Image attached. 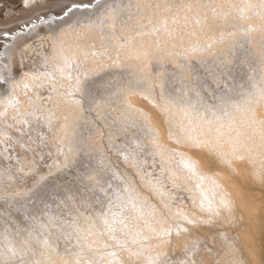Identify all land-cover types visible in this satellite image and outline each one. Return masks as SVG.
Returning a JSON list of instances; mask_svg holds the SVG:
<instances>
[{
    "label": "rangeland",
    "instance_id": "rangeland-1",
    "mask_svg": "<svg viewBox=\"0 0 264 264\" xmlns=\"http://www.w3.org/2000/svg\"><path fill=\"white\" fill-rule=\"evenodd\" d=\"M85 3L72 2L67 7ZM107 3L112 5L109 15L114 18L111 24L104 22L88 28L80 23L69 29L67 34L56 38V44H53V47L70 53L74 60L84 61L83 67L91 70L85 83V95L80 96L83 103H63V95L68 94L64 82H59V85L56 81L52 87L39 83L35 86L31 82L33 86L29 85V71L28 75L25 73L28 79L24 77L28 63L42 48L37 38L45 33H35V30L44 27L50 20L23 24L11 34L13 41L6 42L2 47V50L11 48L9 53L0 54V58L7 60L2 67L18 69L11 75L16 78L13 93L8 78L3 80L5 85L1 90L3 88L6 92L2 90L3 96L12 98L15 90L21 87L11 102L7 103L9 96L0 99L2 264L18 261L14 256L17 253L11 247L9 249L12 243H16L15 247H24L22 254L27 253L24 256L26 259L35 251L37 259L33 257L34 254L29 257L34 258L35 262L41 259L39 262L42 264H49L47 258H52L46 255L49 252L50 255L58 254L63 258L64 253L71 254L74 257L72 264H96L97 261V264H120L127 255H132L131 260L137 263V244L138 247L140 243V246L142 243L148 246L158 236L159 239H168L171 245L169 247L167 243V247L172 252L176 250L178 255L182 252L178 250L184 247L187 249H183V252H193L194 247L197 252L194 250L196 253H190L191 256L181 253L189 258L187 261L182 255V261L175 257V252L172 254L167 248L160 249L162 252H156H160L157 258L154 254L150 257L156 262L149 258L151 261L148 259L147 264H183L186 261L188 264H206L207 261L209 264H220L218 261L228 264L216 255L213 238L207 239L211 240V246L207 240H199L195 228L187 223L194 219L188 217L189 206L187 204L184 207L186 196L185 199L181 198V194H195L194 188H198L197 182L194 185L193 181L197 170L192 169L184 161L185 158L174 155V152H171L172 155L163 147L148 109L133 102L132 98L144 100L161 117H165L179 133V137L177 134L173 137L179 142L204 149L223 164L229 158L231 161L253 162L255 155L264 152V0H108ZM64 11L60 15L48 12L46 17L53 13L54 18H58ZM21 36L24 37L15 41ZM34 43H38V46ZM19 82L24 85L19 84L16 88ZM25 84L35 87L37 93L39 89H44L39 92L38 98L37 93L33 95V88H28L33 92V103H29L31 98L25 95L31 92H25L24 89L28 87ZM9 92L12 95L7 94ZM17 96L19 99L23 97V101L16 103ZM10 108L13 109L12 113L8 112ZM27 115L32 119L31 123ZM183 177H187L185 183L181 182ZM186 182L189 184L186 185ZM178 186L179 189L176 188ZM181 187L189 188L190 191L192 189L193 192L188 193V190L185 193ZM201 198V202L206 204L208 197L202 195ZM165 202H169L168 205ZM173 218L178 219L171 231V222H176ZM167 221L170 223L167 224ZM183 222L194 230L188 232L189 227H185ZM165 223L166 226H163ZM219 224H225L221 226L222 230L227 226L229 229L224 232L216 228L217 234L224 232L227 235L231 230L235 231L234 227H229L232 224ZM178 225L182 230L185 227L186 231H178ZM164 228L175 234L167 232V235L168 230ZM213 232L216 234V230ZM177 234L181 236L182 242L178 240ZM190 234L193 243L187 242L190 238L187 235ZM168 236H173L175 241L169 240ZM176 240L179 241L177 246L174 245ZM183 240L192 244L193 248L184 245ZM49 243L52 247L48 246ZM46 245L49 247L47 250ZM64 245L67 250L69 246L70 251ZM117 247L125 254L127 251L130 253L119 254ZM26 248L27 252L24 250ZM226 248L233 250L235 247L228 244ZM71 249L75 250L74 254ZM166 250L168 252H163ZM234 250L237 251V248ZM40 251L45 255H40ZM198 255H201L200 261L198 259L201 263H196L192 257ZM63 258L60 260L68 264ZM88 259H91L88 261L91 263L86 261Z\"/></svg>",
    "mask_w": 264,
    "mask_h": 264
},
{
    "label": "bare ground",
    "instance_id": "bare-ground-1",
    "mask_svg": "<svg viewBox=\"0 0 264 264\" xmlns=\"http://www.w3.org/2000/svg\"><path fill=\"white\" fill-rule=\"evenodd\" d=\"M87 2L85 3L86 5H89L88 7H80V8H76V9H73L70 13H68V15H61L59 16L61 12L64 11V9L69 6L72 2ZM108 0H99V3H97V0L96 1H93V0H28V3H27V6L25 4V0H0V54H5V53H9L11 48H8L6 50H2V47L3 45L10 41L12 42L13 39L10 37L11 34H14L13 32L18 30L17 28L20 27L23 25V24H29L31 22H34V21H38V20H50V22H48L47 24H45L44 27H41V28H38L37 30H35L36 32L35 33H40L43 31V33H45V35L41 34L42 36H38L39 38V43H41L42 45H39L41 46L40 48V51L37 52V54L33 53V55L35 54V57H33L29 62L26 61L28 63V70H26L25 73H27V71H29V73H27V75L29 74L30 75V78L31 81L29 83L32 84L31 82H33V84L36 86L37 83L39 84H42V85H49L50 87H52L53 84H55L54 82H61V83H65L66 87V91L68 92V94H64L63 95V100H65L63 103H83L82 102V99L80 98L81 95H85V83L88 79V76H89V73L91 70H87L86 67H83V63L84 61L82 60H74L72 57H71V54L66 52L65 50H62V49H58L56 48V46L53 47V44L55 45L56 44V40L58 38H60V36L64 35V34H67L68 30L73 28V27H76L78 24L82 23V24H85L88 28H92L94 26H99L101 25L102 23L104 22H107L108 24H111L113 21V18L114 16L112 15H109L110 14V11H111V8H112V5L110 3H107ZM118 2V1H117ZM84 4V5H85ZM48 12H53V13H57L59 14L58 15V18H54V15L53 13H51V15L49 14L48 17L47 14ZM108 19H106V16H108ZM30 20V21H29ZM28 21V22H27ZM71 21V24L69 25L68 22ZM25 22V23H24ZM25 27V26H24ZM26 28V27H25ZM7 33H9V36L7 35ZM34 33V32H33ZM34 33V34H35ZM6 34V36H5ZM32 33L28 34V36H30ZM22 37L24 36H21L19 37L18 39H16L15 41H19ZM57 38V39H56ZM35 41V40H33ZM38 41V40H37ZM36 44V43H34ZM38 44V43H37ZM36 44V46H38ZM35 46V47H36ZM39 48V47H38ZM37 50V49H36ZM35 51V49H34ZM38 51V50H37ZM7 60H4L3 58H0V90H1V87H3L5 84L3 83V80L4 79H7L9 80L10 82V89L12 90V93L14 92L13 90V86L14 83L16 82L14 77H11V75L13 76V71H15L14 73H16V69L13 70V68L11 66H9L8 68H3L2 65L6 62ZM26 64V63H24ZM27 65V64H26ZM88 65V64H87ZM20 66H23L20 65ZM25 66V65H24ZM19 68V67H18ZM22 68V67H20ZM25 68H27L25 66ZM18 70V69H17ZM22 72V73H23ZM21 73V72H20ZM19 74V73H18ZM27 75L25 74L24 77L25 79L27 80L28 77ZM16 76V74H15ZM18 76V75H17ZM21 77V76H19ZM57 77V79H56ZM10 78L12 79V81H10ZM18 78V77H17ZM22 78V77H21ZM20 79V78H19ZM24 79V80H25ZM19 81V80H18ZM27 82V81H25ZM35 82V83H34ZM59 83V85L61 84ZM22 85L23 83H16V88L18 87V85ZM32 84V85H33ZM37 84V85H39ZM24 85V84H23ZM26 85V84H25ZM33 85V86H34ZM28 86V85H26ZM25 86V88H26ZM7 87V86H6ZM13 87V88H12ZM37 87H41V86H37ZM36 87V88H37ZM20 88V89H19ZM18 89L21 91V87H19ZM28 88H33V87H27L25 92L27 91H31L30 89L28 90ZM42 88V87H41ZM45 88V87H43ZM15 89V88H14ZM17 90H15V92L17 93ZM3 90V88H2ZM1 90V91H2ZM8 89V91H11ZM22 90H23V86H22ZM33 91L35 90V87L32 89ZM40 91L42 89H39ZM46 90V89H45ZM0 91V99L1 98H5L9 95H4L3 96V91L5 92V90H3L2 92ZM39 91V92H40ZM44 91V89L42 90ZM24 92V94H25ZM39 92L37 93V89L36 91H34V94L35 95L37 93L38 95V98L40 97L39 96ZM6 93V92H5ZM4 93V94H5ZM11 92L7 93V94H11ZM16 93L14 95H12V98L13 96H16ZM33 93L32 91L25 95H27L28 99H26L25 101L30 103H33L34 101V96H32ZM18 94V93H17ZM20 94V93H19ZM22 94V93H21ZM24 94H22V96H25ZM31 94V95H30ZM36 95V96H37ZM20 96V95H19ZM17 96V98L19 97ZM21 96V97H22ZM32 96V97H31ZM26 97V98H27ZM10 96H9V100L7 101V103L11 102V99ZM23 98V97H22ZM18 98L17 101H15L16 103H20L22 100ZM25 98V97H24ZM36 98V97H35ZM37 98V99H38ZM15 99V98H14ZM13 99V101H14ZM33 99V101H32ZM2 100V99H1ZM0 100V101H1ZM23 101V100H22ZM132 101L143 106L144 108L148 109V112H149V115H150V118L154 124V126L156 127L158 133H159V137L161 138V142H162V145L163 147H166V150L168 149L169 150V153L171 152H174V155H178L179 157L181 158H185L184 161L193 169H196L197 170V174H195V180H191L194 182V185H195V181L197 182L196 183V186L198 189H195L194 188V191H195V194L192 195L191 194H184L180 197L181 198H184L186 196V204H184V207H186L185 205L188 204L189 206V209H188V217L189 216H192V218L194 220L192 221H189L187 223L191 224V226H193L197 232V235H199V240L202 238V239H212L213 238V242L215 244V249L217 250V253L216 255L218 254L219 255V258L222 259V262H228V264H240V262H244L243 264H264V152L263 154H260V155H255L253 158V162H250L249 160H233L231 161V159L229 158L227 161L226 164H223L221 163V161H219L217 158H215L214 156H212L209 152H207L206 150L204 149H199V148H194V147H191L189 146L188 144H184V143H181L179 142V140H176L174 139L173 137H176V134L178 135L179 133L176 131V129L174 128L173 125H171V123L167 122V120L165 119V117H161V115L153 110L152 108H150L146 102L144 100H141L139 99L138 97H133L132 98ZM14 102V103H15ZM13 103V102H12ZM25 103V102H23ZM35 103V102H34ZM14 106H12L13 108ZM12 108H10L11 110H8V112L10 111L12 113ZM16 109V108H14ZM19 113V112H18ZM26 114V113H25ZM28 114V113H27ZM16 116V115H15ZM20 117V113L18 115ZM25 116V115H24ZM22 117V116H21ZM26 117V116H25ZM17 118V117H16ZM27 118L29 119L28 115H27ZM26 118V119H27ZM32 120L31 118L29 119V121ZM28 121V122H29ZM6 122V121H5ZM20 123V120L18 121ZM22 122V121H21ZM27 122V121H25ZM24 122V123H25ZM27 122V123H28ZM31 123V121L29 122ZM35 123V122H34ZM38 123V122H37ZM18 125V124H17ZM22 125V123L20 124ZM25 125V124H24ZM30 125V124H29ZM34 126V125H33ZM32 126V127H33ZM37 126V124L35 125ZM13 127V126H12ZM16 127V126H15ZM24 127V126H23ZM22 130V128H21ZM24 131V130H22ZM177 132V133H176ZM12 133V132H11ZM179 137V135L177 136ZM29 142V141H27ZM21 143V142H20ZM12 144V143H11ZM13 145V144H12ZM11 146V145H10ZM14 147V145H13ZM8 148V147H6ZM167 152V151H165ZM176 153V154H175ZM173 155V153H171ZM166 157V156H165ZM176 157V156H175ZM168 158V157H167ZM167 158H165V160H167ZM174 158V157H173ZM180 158V159H181ZM176 159H179L178 157ZM168 161V160H167ZM174 161V160H172ZM182 161V160H181ZM169 162V161H168ZM183 162V166L185 165ZM167 162H165L166 164ZM171 163V161L169 162ZM168 163V164H169ZM173 163V162H172ZM178 163V162H177ZM180 163V162H179ZM178 163V164H179ZM176 164V163H175ZM177 164V165H178ZM172 165V164H170ZM187 165V167H188ZM169 166V165H168ZM167 166V167H168ZM179 166V165H178ZM181 166V165H180ZM176 167V165H175ZM182 167V166H181ZM186 167V166H185ZM189 167V168H190ZM177 168V167H176ZM190 168V169H191ZM168 168H165V170H167ZM171 169V168H170ZM174 169V168H173ZM172 169V170H173ZM181 169V168H180ZM179 169V171H180ZM191 169V170H192ZM176 170V169H175ZM185 170V169H184ZM196 170H194L196 172ZM174 171V170H173ZM178 171V170H176ZM170 172V171H169ZM190 172V171H189ZM173 173V172H172ZM175 173V172H174ZM173 173V174H174ZM180 173V172H179ZM184 173V172H183ZM194 173V172H193ZM167 174H168V171H167ZM177 174V173H175ZM174 174V175H175ZM181 174V173H180ZM25 175V174H24ZM119 175V174H118ZM184 175V174H183ZM186 175V174H185ZM188 175V174H187ZM191 175V174H190ZM121 176V175H120ZM178 176V175H176ZM191 177V176H190ZM177 178V177H176ZM180 178V177H179ZM187 177H185L186 179ZM181 179V178H180ZM184 179V177H183ZM181 182H184L187 180L184 179V181ZM199 179H201L199 181ZM178 180V179H177ZM189 180V179H188ZM190 181V180H189ZM188 181V182H189ZM180 182V181H179ZM181 182H180V185H181ZM186 182V185L187 183ZM199 182V183H198ZM192 183V182H190ZM189 184V183H188ZM193 185V183H192ZM190 186V185H189ZM188 186V187H189ZM192 187V186H191ZM176 188H180L179 186L176 187ZM183 188V187H181ZM177 189V191H179ZM185 193L186 191L188 192L189 188L186 189V188H183ZM191 189V188H190ZM167 192V191H166ZM193 192L192 189L191 191L189 190L188 193H191ZM170 193V192H169ZM182 193V192H180ZM198 193V194H197ZM207 196L208 197V200H209V204L207 203L208 200H204L206 202L205 203H202V195ZM171 195V193H170ZM172 196V195H171ZM173 196H177L176 195H173ZM172 198V197H171ZM179 198V197H178ZM185 199V198H184ZM183 199V200H184ZM167 200V198H166ZM173 200V198H172ZM179 200V199H178ZM169 201V199H168ZM175 201V200H174ZM173 202V201H172ZM185 201H182V203H184ZM201 202V203H200ZM168 205L169 202H165L164 204ZM180 203V202H179ZM174 204V203H173ZM205 204V205H204ZM172 205V204H171ZM175 205V204H174ZM173 205V207H174ZM178 206V205H177ZM182 206V204H181ZM187 206V207H188ZM98 207V206H97ZM97 207H94V208H97ZM167 207V206H165ZM92 208V209H94ZM99 208V207H98ZM97 208V210H99ZM172 208V207H171ZM91 209V210H92ZM101 209V208H100ZM168 209V208H165V210ZM180 209V208H179ZM184 209V208H182ZM191 209V210H190ZM170 210V209H169ZM167 210V212L169 211ZM172 210V209H171ZM177 210V209H176ZM175 210V211H176ZM185 210V209H184ZM183 210V211H184ZM187 210V208H186ZM93 211V210H92ZM173 211V210H172ZM90 212V210H89ZM94 212V211H93ZM92 212V213H93ZM98 212V211H97ZM170 212V211H169ZM178 212V210L176 211ZM181 212V211H180ZM179 212V214H180ZM186 211H184L185 213ZM91 213V212H90ZM95 213V212H94ZM99 213V212H98ZM101 213V211H100ZM171 213V212H170ZM174 213V212H173ZM183 213V212H182ZM183 213V214H184ZM89 214V213H86V215ZM172 214V213H171ZM177 214V213H176ZM182 214V215H183ZM90 215V214H89ZM170 215V214H169ZM175 215V213H174ZM185 216L186 219H189ZM93 215H91L92 217ZM95 216H97L95 214ZM94 216V217H95ZM89 217V216H88ZM98 217V216H97ZM95 217V218H97ZM173 217V216H172ZM99 218V217H98ZM103 219V218H102ZM101 219V220H102ZM174 219V218H173ZM172 219V220H173ZM178 218H175L174 220H176ZM191 219V218H190ZM197 221H196V220ZM167 220V219H166ZM165 220V221H166ZM171 220V221H172ZM103 221V220H102ZM116 221V220H115ZM105 222V221H104ZM113 222V221H112ZM154 222V221H153ZM219 222H223V223H228L227 225H230L229 227H234L235 231H232L231 232H226L227 235L224 233L225 230H227L228 226L226 228H224L222 230V227L221 226H225V224L221 225L219 224ZM155 223V222H154ZM170 222L167 221V224H169ZM181 223V222H180ZM179 223V224H180ZM218 223V224H217ZM108 224V223H107ZM106 224V225H107ZM110 224V222H109ZM112 224V223H111ZM119 225V223H117ZM124 224V223H123ZM153 224V223H152ZM184 224V222H183ZM219 225L221 227H216L217 225ZM114 225V223H113ZM125 225V224H124ZM155 225V224H154ZM171 225H172V228H171V231H173V228L177 225V220L176 222L175 221H172L171 222ZM181 225V224H180ZM187 224H184L185 227ZM115 226V225H114ZM112 226V227H114ZM150 226V225H148ZM163 226H166V223L165 225ZM169 226V225H168ZM167 226V227H168ZM179 226V225H178ZM183 226V225H182ZM183 226V227H184ZM191 226H188L189 230L187 229V231L189 232L191 229L190 227ZM109 227V226H108ZM111 227V226H110ZM130 227V226H129ZM144 227H146V225H144ZM180 229L178 231H182L185 230L183 228L182 230V227L179 226ZM105 228V227H104ZM107 228V227H106ZM116 228V227H115ZM124 228V226H123ZM131 228V227H130ZM137 228V227H136ZM139 228V227H138ZM153 228V227H152ZM169 228V227H168ZM169 228V229H170ZM194 228L192 230H194ZM219 228V230L221 231H224V232H221V231H218L224 234H217V229ZM114 229V228H112ZM117 229V228H116ZM147 229V228H146ZM149 230H152L150 228H148ZM156 229V225H155V228ZM161 229V228H160ZM168 231H166V230ZM169 229L167 228H164V230L167 232H170ZM176 229V228H175ZM229 229V228H228ZM232 229V228H230ZM134 230V229H133ZM141 230V229H140ZM148 230V231H149ZM158 230V229H157ZM177 230V229H176ZM175 230V231H176ZM216 230V234H214L213 231ZM154 231V230H152ZM162 231V230H161ZM177 231V232H178ZM186 231V230H185ZM144 232V231H142ZM151 232V231H150ZM149 232V233H150ZM158 232V231H157ZM164 232V231H163ZM176 232V233H177ZM181 232V233H182ZM193 232V231H192ZM191 232V233H192ZM173 232H170L169 234H172ZM179 233V232H178ZM180 233V234H181ZM213 233V234H212ZM93 234V233H92ZM127 234V233H126ZM153 234V233H152ZM158 234V233H157ZM175 233H173L172 235H174ZM185 234H187L185 232ZM194 234H196L194 232ZM193 234V235H194ZM229 234V235H228ZM129 235V234H127ZM140 235V234H139ZM146 235V233H145ZM156 235V234H155ZM158 235H161V234H158ZM164 235V234H163ZM162 235V237H163ZM168 235V233H167ZM197 235L194 237H197ZM92 236V235H91ZM135 236V235H134ZM149 236V235H148ZM179 236L180 235H176ZM176 236H174L176 238ZM184 236V234H183ZM182 236V239H184ZM187 236H190V238H188ZM185 235V237H187L189 240L191 239V234L190 235ZM140 237V236H138ZM150 237V236H149ZM147 237V238H149ZM156 237V236H155ZM166 237V236H165ZM169 237V236H168ZM167 237V238H168ZM173 237V236H172ZM172 237L169 239V240H174L172 239ZM181 237V236H180ZM120 238V237H119ZM125 238V237H124ZM141 238V237H140ZM145 238V237H144ZM152 238H153V235H152ZM157 238V237H156ZM155 238V239H156ZM193 238V237H192ZM196 238V239H198ZM97 239V238H96ZM143 239V238H142ZM150 239V238H149ZM158 239H159V236H158ZM156 239L155 242H153L152 244L150 243L148 246H144L143 243L142 245L140 246L139 244V247H138V244H137V247L135 251L136 254H137V257L135 259L138 260V262H134L131 260L130 256L132 255H127L128 253H130L129 251H125L127 254L123 253V251L119 252L120 253H123L127 256H124V258L121 256V258H123V260L119 257L118 259L119 260H122L121 262L124 261V264H145L146 261L154 254V256L157 258L158 254H160V252H162L160 249H164L167 248V243L170 247V241L168 242L166 239L164 238H160L159 240ZM177 239V238H176ZM120 240V239H119ZM141 240V239H140ZM148 240V239H147ZM146 240V241H147ZM178 240L181 241V239L179 238ZM174 242L173 244L175 246H177V241ZM186 240V239H185ZM183 240V244L184 245H188V246H193L192 244L189 245L187 242H191V240H187V242ZM204 240V241H205ZM154 241V240H151V242ZM167 241V242H166ZM175 241V240H174ZM184 241L186 242V244L184 243ZM193 241V240H192ZM198 241V240H197ZM208 241V244L211 246V244L209 243L210 241ZM125 242H128V241H125ZM150 241H148L149 243ZM194 242V241H193ZM191 242V243H193ZM196 242V241H195ZM206 242V241H205ZM230 242V243H229ZM25 243V242H24ZM104 243V242H103ZM101 243V244H103ZM122 243V242H121ZM120 243V244H121ZM133 243V242H132ZM147 243V242H146ZM179 243V241H178ZM212 243V242H211ZM123 244V243H122ZM128 244V245H127ZM126 244V247L129 246V243ZM166 244V245H165ZM182 244V243H180ZM179 244V245H180ZM196 244V243H195ZM228 244H231L232 245V248H237V251L236 250H232V249H227L226 248V245L228 247ZM13 245V246H12ZM11 246H9V249L11 247V249L16 252L17 254H15V258H17V262L15 263H8L6 262L5 264H42L40 263L39 261L35 262V259H37L35 256V251L34 253L32 252L33 249H30L32 250V254H34L33 257L34 258H30L29 256H32V254L28 256V259H26L23 255L24 253L22 252L23 248L21 249L20 246L18 247H15L14 243H12ZM23 245V244H22ZM106 245V244H105ZM25 246V245H24ZM30 246V245H29ZM34 246V245H33ZM49 247H52L51 246V243H49L48 245ZM47 245L45 247L46 250L49 248ZM65 246V245H64ZM99 246V245H98ZM107 246V245H106ZM105 246V247H106ZM166 246V247H165ZM173 246V245H172ZM197 246V244H196ZM8 247V246H7ZM122 247V246H121ZM124 247V248H126ZM179 247V246H178ZM178 247H173L174 249H177ZM183 247V245H182ZM181 247V248H182ZM213 247V245H212ZM230 247V246H229ZM30 248V247H29ZM28 248V249H29ZM31 248H33L31 246ZM40 248V247H39ZM61 248V247H60ZM66 250H67V246H65ZM64 248V249H65ZM99 248H102V247H98ZM172 248V249H173ZM180 248V247H179ZM190 248V247H189ZM193 248V247H192ZM198 248V247H197ZM35 249V248H34ZM38 249V248H37ZM38 253H39V250H37ZM45 249V248H44ZM51 249V248H50ZM54 249V248H53ZM51 249V250H53ZM58 249V246L57 248ZM62 249V248H61ZM96 249V248H95ZM106 249V248H105ZM108 249V248H107ZM116 249V248H115ZM117 249V250H118ZM132 249V247H131ZM184 250L187 249V247L183 248ZM183 249L181 250H178L179 251H182L181 253H184L183 252ZM199 249V248H198ZM227 249V250H226ZM25 252H27V248L24 249ZM43 250V249H42ZM72 250V249H71ZM83 250V249H82ZM109 250V249H108ZM112 250V249H111ZM118 250V251H119ZM125 250V249H123ZM127 250V249H126ZM192 251L191 249H188V251ZM194 250H196L197 252V249L194 247ZM193 250V252H185V256L189 253H196L195 251ZM204 250V249H203ZM203 250H199V251H203ZM214 250V248L212 249ZM29 251V250H28ZM50 251V250H48ZM47 251V252H48ZM57 251V250H56ZM55 251V252H56ZM60 250H58L59 252ZM67 251H70L69 249V246H68V250ZM73 251V250H72ZM72 251L70 253H72ZM75 251V250H74ZM74 251H73V254H74ZM99 251V250H98ZM106 251V250H105ZM160 251L158 254L156 252ZM174 251V250H173ZM198 251L197 254H199L200 252ZM207 252V250H204ZM5 252V251H4ZM8 252V251H7ZM10 252V251H9ZM42 252V254L40 255H45V250L43 253V251H40ZM57 252V253H58ZM62 253H64V250L62 251ZM85 252V250H84ZM87 252V251H86ZM91 252V251H90ZM93 252V251H92ZM104 252V251H103ZM113 252V251H112ZM133 252V251H132ZM131 252V253H132ZM163 252H168L167 250L166 251H163ZM169 252H171L172 254H174V252L177 254H175V257H178L179 259L181 258V253L180 255H178V253L176 252V250L174 252H172V250L170 251L169 249ZM214 252V251H213ZM212 252V254H213ZM23 253V254H22ZM37 253V254H38ZM52 253V252H51ZM54 253V251H53ZM60 253V254H62ZM69 253V252H68ZM83 253V252H82ZM105 253V252H104ZM109 253V252H108ZM117 253V251H116ZM156 253V255H155ZM205 253V252H204ZM215 253V252H214ZM4 254H7L6 252ZM83 254H88V253H83ZM82 254V255H83ZM110 254V253H109ZM118 254V253H117ZM116 254V255H117ZM118 254V255H119ZM121 254V255H123ZM133 254V253H132ZM190 254V256H191ZM203 254V253H202ZM206 254V253H205ZM39 255V254H38ZM46 255H49L48 257H52L53 258V262L52 264H67V263H64V261L60 258H63V257H60L62 255H50V252L49 254H46ZM80 255V254H79ZM92 255V254H91ZM115 255V254H114ZM113 255V257H114ZM163 255V253H162ZM194 255V254H193ZM196 255V254H195ZM208 255V254H207ZM206 255V256H207ZM210 255V253H209ZM215 255V254H214ZM213 255V256H214ZM215 255V257H216ZM64 256L66 261H68V264L70 262V264H72L71 262H73V258H72V255L71 254H67L65 255L64 253ZM75 256V255H74ZM77 256V255H76ZM81 256V255H80ZM79 256V258H80ZM86 256V255H83V257ZM133 256L135 257V255L133 254ZM164 256V255H163ZM184 256V255H183ZM184 256V257H185ZM199 256L201 258V255H198V257L196 256H192L194 257L195 259V262L196 263H201L199 262L200 259H199ZM212 256V255H211ZM1 257L0 256V264H2V262H4L3 260H1ZM46 257V256H45ZM90 257V256H89ZM94 257V256H93ZM117 257V256H116ZM132 257V258H134ZM161 257V255L159 256ZM196 257V258H195ZM208 257V256H207ZM206 257V258H207ZM51 258V259H52ZM76 258V257H75ZM78 258V256H77ZM76 258V259H77ZM153 258V257H152ZM152 258H150L152 260ZM162 258V257H161ZM161 258H160V261H161ZM187 258V261H189V258L188 256L185 257ZM203 258V257H202ZM209 258V257H208ZM211 258V257H210ZM214 258V257H213ZM218 258V257H217ZM50 258L48 259L47 258V261H49V264L52 262H50L51 260ZM93 259V258H92ZM108 259V258H107ZM116 259V258H115ZM149 259V260H150ZM184 260V258H181V260ZM190 259H192L190 257ZM199 259V261H198ZM78 260V259H77ZM91 259H88L86 260L87 262L90 261ZM117 260V259H116ZM119 260H117V262H120ZM148 260V261H149ZM150 260V261H151ZM153 260H155L153 258ZM180 260V261H181ZM182 260V261H183ZM186 260V259H185ZM202 260V259H201ZM210 260V259H208ZM213 259L211 258V261ZM43 261V260H42ZM46 261V260H44ZM159 261V262H160ZM186 261V262H187ZM204 261H205V256H204ZM210 261V263H211ZM217 261V260H216ZM215 261V262H216ZM39 262V263H38ZM76 262V260H75ZM78 262V261H77ZM81 262V260H80ZM98 262V261H97ZM96 262V264H97ZM102 262V261H101ZM113 262V261H112ZM116 262V261H115ZM120 262V264H121ZM156 262V260L154 261ZM179 262V260H178ZM183 263V264H188V263ZM194 262V263H195ZM209 261H207L206 264H209L208 263ZM213 262V261H212ZM88 263H91V262H88ZM103 263V262H102ZM109 263V262H108ZM149 263V262H148ZM153 263V262H151ZM182 263V262H181ZM179 263V264H181ZM193 263V262H192ZM205 263V262H204ZM203 263V264H204ZM217 263V262H216ZM214 263V264H216ZM218 263L221 264V262L218 261ZM45 264V263H44ZM48 264V263H47ZM74 264V263H73ZM77 264V263H76ZM78 264H80L78 262ZM82 264V262H81ZM85 264V262H84ZM87 264V263H86ZM93 264V263H91ZM105 264V262L103 263ZM114 264V263H112ZM117 264V263H116ZM123 264V263H122ZM147 264V263H146ZM154 264V263H153ZM155 264H160V263H155ZM163 264V262H162ZM213 264V263H211ZM226 264V263H224Z\"/></svg>",
    "mask_w": 264,
    "mask_h": 264
},
{
    "label": "snow or ice",
    "instance_id": "snow-or-ice-1",
    "mask_svg": "<svg viewBox=\"0 0 264 264\" xmlns=\"http://www.w3.org/2000/svg\"><path fill=\"white\" fill-rule=\"evenodd\" d=\"M28 0H25V4L27 6ZM97 3H99V0H97ZM89 5L84 4H72L70 7H66V10L64 11V15H68L73 9L80 8V7H88Z\"/></svg>",
    "mask_w": 264,
    "mask_h": 264
}]
</instances>
